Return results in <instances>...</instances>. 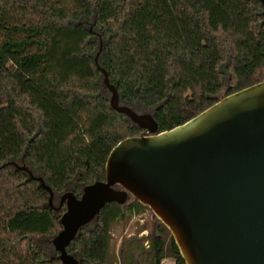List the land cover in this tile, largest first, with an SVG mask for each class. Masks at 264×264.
<instances>
[{
  "label": "trees",
  "instance_id": "16d2710c",
  "mask_svg": "<svg viewBox=\"0 0 264 264\" xmlns=\"http://www.w3.org/2000/svg\"><path fill=\"white\" fill-rule=\"evenodd\" d=\"M100 47L122 102L156 108L159 131L168 130L213 105L225 88L228 95L264 80V4L0 0L1 164L25 157L58 193L74 178L83 186L105 180L109 152L142 130L110 107L94 56ZM47 201L29 173L0 166V264H61L58 253L34 242L62 228L66 208L58 214ZM146 208L136 199L107 203L70 252L81 264H113L112 224ZM157 222L148 248L143 237L122 244L123 264H186Z\"/></svg>",
  "mask_w": 264,
  "mask_h": 264
},
{
  "label": "water",
  "instance_id": "95a60500",
  "mask_svg": "<svg viewBox=\"0 0 264 264\" xmlns=\"http://www.w3.org/2000/svg\"><path fill=\"white\" fill-rule=\"evenodd\" d=\"M264 4V0H261ZM100 47L99 50H101ZM110 107L140 128L109 152L106 178L80 195L56 191L25 163L16 165L66 209L49 241L61 264H81L70 248L111 202L130 197L151 209L171 232L186 264H264V80L224 95L188 121L159 131L156 108L138 112L122 102L104 67Z\"/></svg>",
  "mask_w": 264,
  "mask_h": 264
},
{
  "label": "rangeland",
  "instance_id": "374dc122",
  "mask_svg": "<svg viewBox=\"0 0 264 264\" xmlns=\"http://www.w3.org/2000/svg\"><path fill=\"white\" fill-rule=\"evenodd\" d=\"M85 24L92 31L100 34V31L93 25L92 21L85 20ZM100 40H101V45L103 47L104 39H100ZM102 51L103 50L101 48V50H97L94 53V56L97 57V61H98L100 67H103V64H102L103 53H102ZM228 77H229V74L227 73L226 79ZM103 81L104 80H102V82ZM102 85L105 86L104 91L110 98L111 92H110L109 88L105 85L104 82ZM226 93H227V91L225 88L218 95V97L221 98L224 95H226ZM133 107L135 110H139V112L147 111L143 108V106L135 105ZM141 132L142 131H140L136 135H139ZM12 161L16 162L18 166L22 165V162L20 160H12ZM10 168L15 169L16 165L10 164ZM32 171H33V174L35 176H41L42 175V173L36 169H34ZM71 184H72L71 186H76L77 189H79V190H81L83 187L82 184H78V180L76 178H74L72 180ZM59 200H60V195H57L52 202L54 207H58ZM134 201H135V199L133 197H130V199L128 200L126 205L131 204ZM47 203H48V201H47ZM157 223L158 222H157L156 218L151 214V209L149 207L140 211L139 213L135 212V213H133V215L128 214V216L126 218H121V219H118L117 221H115L111 226L112 241H111V246H110L111 259L113 261V264H123V259H122L120 250H121L122 244L125 241H127L128 239H131L133 237H143L144 238V245L146 246V248H148L149 242L151 239L150 237L152 236L153 229ZM50 238L51 237H34V242L38 245L46 247L48 252L50 249L51 253H55V249H54L52 243L49 241ZM162 264H175V261L173 259L169 258V259L164 260Z\"/></svg>",
  "mask_w": 264,
  "mask_h": 264
},
{
  "label": "flooded vegetation",
  "instance_id": "af4514ba",
  "mask_svg": "<svg viewBox=\"0 0 264 264\" xmlns=\"http://www.w3.org/2000/svg\"><path fill=\"white\" fill-rule=\"evenodd\" d=\"M72 184H70L68 187H67V189L65 190V191H74L76 194H78V195H80V192H81V190H79V189H77V187L76 186H71ZM63 193V192H62ZM62 193H56V195H55V197L57 196V195H61ZM60 205V200H59V204H58V206ZM66 208V205L64 204L63 206H62V208L61 209H54L56 212H61L62 210H63V208ZM64 212V211H63ZM62 214V213H61ZM56 253V252H55Z\"/></svg>",
  "mask_w": 264,
  "mask_h": 264
},
{
  "label": "crops",
  "instance_id": "0c3cea01",
  "mask_svg": "<svg viewBox=\"0 0 264 264\" xmlns=\"http://www.w3.org/2000/svg\"><path fill=\"white\" fill-rule=\"evenodd\" d=\"M167 259H169V258H167ZM166 260V259H165ZM164 261V260H163ZM163 261H162V263H163Z\"/></svg>",
  "mask_w": 264,
  "mask_h": 264
},
{
  "label": "built area",
  "instance_id": "2783aa9c",
  "mask_svg": "<svg viewBox=\"0 0 264 264\" xmlns=\"http://www.w3.org/2000/svg\"><path fill=\"white\" fill-rule=\"evenodd\" d=\"M145 232V231H144Z\"/></svg>",
  "mask_w": 264,
  "mask_h": 264
}]
</instances>
